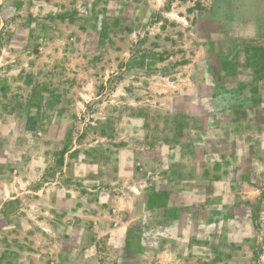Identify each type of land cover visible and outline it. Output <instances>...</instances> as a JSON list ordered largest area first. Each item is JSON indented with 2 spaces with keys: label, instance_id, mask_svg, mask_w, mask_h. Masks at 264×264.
Returning a JSON list of instances; mask_svg holds the SVG:
<instances>
[{
  "label": "rangeland",
  "instance_id": "374dc122",
  "mask_svg": "<svg viewBox=\"0 0 264 264\" xmlns=\"http://www.w3.org/2000/svg\"><path fill=\"white\" fill-rule=\"evenodd\" d=\"M256 27L264 0H0V256L264 263V45L220 43Z\"/></svg>",
  "mask_w": 264,
  "mask_h": 264
},
{
  "label": "crops",
  "instance_id": "0c3cea01",
  "mask_svg": "<svg viewBox=\"0 0 264 264\" xmlns=\"http://www.w3.org/2000/svg\"><path fill=\"white\" fill-rule=\"evenodd\" d=\"M250 33L251 34L244 33V32L235 33L233 36V39H224L220 43L221 44L226 43L227 45H230L231 41H233V43H239L240 40H242L241 43L242 42L244 43V42H247V41H243L245 39V40H249L253 46H263L264 45V33H261L259 31V27H256L255 30L253 32H250ZM246 51L249 54V55H247L248 59L250 61L249 65L258 71L262 70V67L259 66L262 59L259 58V55L256 54V52L262 54V49L260 47H258V48L252 49L251 52H249L248 50H246ZM3 254H2V256H0V264L11 263V262H9V260L11 258L10 255H12V254L11 253H3ZM260 263L261 262H258L257 264H260ZM261 264H264V263H261Z\"/></svg>",
  "mask_w": 264,
  "mask_h": 264
}]
</instances>
